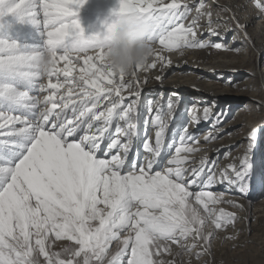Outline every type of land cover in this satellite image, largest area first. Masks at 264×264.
<instances>
[{"label": "snow or ice", "instance_id": "6c2138e0", "mask_svg": "<svg viewBox=\"0 0 264 264\" xmlns=\"http://www.w3.org/2000/svg\"><path fill=\"white\" fill-rule=\"evenodd\" d=\"M86 3L0 0V33H4L0 37V264H41L40 256L46 264H164L156 257L161 249L170 251L167 241L187 252L199 245L197 258L211 255L216 233L205 232L206 224L221 230L236 216L214 207L224 201L210 189L226 182L246 192L256 168L251 142L257 131L250 134L240 168L229 166L231 174L227 169L217 174L206 158L196 167H187L191 154L206 150L193 146L200 141L183 123L167 136L168 120L175 115L171 101L167 112L148 105L155 114L144 122L147 131L142 137L137 116L140 93L125 104L121 92L131 82L126 84L123 76L117 81L103 62L105 42L115 25L105 23L102 31L86 35L77 18ZM254 5L264 14V0H254ZM207 7L202 0L187 25L184 20L191 9L182 0H119L112 14L143 19L148 26L145 38L151 44L158 41L168 52L211 48L239 53L240 49L199 38L196 29L203 18L209 34L220 35ZM219 7L221 12H231ZM230 20L244 42L252 44L247 26L234 13ZM13 21L36 27L39 40L20 44L10 39ZM89 52L95 55L80 56ZM46 55L50 59L42 66ZM154 56L148 68L166 59L159 52ZM81 58L85 67L74 84L68 79L71 67L56 66L59 61L72 65L73 59ZM54 71L64 72L67 98L55 101V92L43 99L31 95L64 87L40 83ZM74 87L79 88V102L72 98ZM102 98L108 101L103 110ZM256 104L262 107L259 101ZM211 113L205 107L200 115L193 106L190 122L209 120ZM215 124H222L220 116ZM152 129L154 137L148 135ZM215 138L208 135L204 141ZM141 143L147 156L137 151L136 158L129 159L133 146L139 149ZM192 200L203 207L204 215ZM50 236L74 241L76 247L50 252ZM189 238L193 243L185 247L181 242ZM113 241L119 244L114 253L110 252Z\"/></svg>", "mask_w": 264, "mask_h": 264}, {"label": "rangeland", "instance_id": "374dc122", "mask_svg": "<svg viewBox=\"0 0 264 264\" xmlns=\"http://www.w3.org/2000/svg\"><path fill=\"white\" fill-rule=\"evenodd\" d=\"M215 1H219V0H215ZM220 1L222 3H225L230 0H220ZM236 1L239 8L243 6V8H241L242 11L239 12L240 23L244 22V20L247 19L250 14H255L256 17H258V19L251 26L247 27L248 36L252 35L251 33H253V38L251 39L252 44H246L245 42H243L241 40L243 39V34L239 33L238 31H234L231 34H226V35L220 33V35L218 36H212L209 33L201 34L202 31H200L199 29H201V27L204 26H199L200 28L198 27L199 29L196 30L197 31L199 30L198 31L199 38L205 41L220 42L226 44L229 48H231V45L235 43V41L239 43V45L235 46V48L233 49H240L239 53H241L245 57V60L248 63L250 62L249 67L250 69H252L251 72H254V75L252 76V81L254 82L255 86H253L252 90L249 91V95L254 96L258 100L260 97V90H262V86H261L262 80L260 76L262 75L263 56H264V37L262 36V32L264 30L263 28L264 16H261L262 13L255 7L254 0H236ZM91 2L92 0L89 1L87 0V3L84 4L83 8L86 10L87 6L90 7L92 5ZM95 2L98 8L101 7L107 10L111 9V8L108 9V7H110L109 5L110 3H106V0H99V1L95 0ZM163 2L171 3V0H163ZM201 2L202 0H182V3H188V6L191 9L190 14L184 20L185 25L188 23L190 18L194 14H196V8L201 4ZM203 3L208 6L206 10H211L212 17L219 19H229L227 20L228 23L223 22V27L225 28H221L222 31H225L227 33L228 28L232 26H233L232 28L235 29V24L230 20V16H228L227 18L224 12H220L218 11V9L209 8L212 5L211 0H203ZM222 6L224 7V5ZM116 18L117 17L115 15L109 16L100 13L99 17H95L93 19L87 20V24L84 21H81L80 18L79 21L82 27H84L82 22H84L87 25L88 30L86 32V35H88L95 33L97 31H102L103 25L105 23H109V21L110 23H112ZM204 19L206 18L199 20V22L200 21L203 22ZM217 25L218 24H214L213 26L216 28V30H219L220 25L218 26ZM226 26H228L227 29ZM153 45L156 49V52H159L163 57H166V59L163 61L162 66H160L162 64V61H156V66H155V67H160L159 72H162L163 75L162 83H164V81L171 80V77H173V75L171 76L170 73L165 75V73L167 72L166 70L163 71V69L169 67L170 63L166 62L167 58L173 57L174 60L172 61H175L177 59L176 58L177 53L181 54V55L179 54L180 57L186 56L185 58H187L188 56L187 54L189 53L195 54L197 52L195 56L191 54L189 58H193L195 61H198L197 63H201V65H199L200 68L205 67L204 65L202 66V63H208L210 62L209 60L221 57V53H223V51H217L211 48H206V49L184 48L183 50H180L181 52L179 51L168 52L164 50L163 46L160 45L158 41L155 42ZM252 48L257 49L259 51L256 57L252 56L254 55V53L250 51L252 50ZM201 53L205 55L206 60L202 59L203 55ZM94 54H95L94 52H90L87 54L81 53L80 55L81 57H83L84 55H94ZM154 58L155 56L152 59ZM75 60L77 62L76 61L72 62L75 63L74 64L75 69H79V67L81 68L85 67L84 64L83 65L81 63L78 64L79 60L77 59ZM153 69L154 68L146 69V67L141 69H136L135 75L131 74L130 76L124 77L125 83L127 84L128 82H131V86L123 89L121 92L125 94V96L127 97L133 96L131 100L124 102L125 104H128L133 99H136L135 96L136 92L140 93L139 96L140 108L138 109L137 116L141 128L140 134L142 137L145 135V132L147 131L144 122L150 120L155 114L154 112L148 111V105L151 104L153 109L159 106L161 107V110L163 112H167V105L170 101L175 104V115L170 120H168L167 136L170 137L172 132L177 131L181 126V124L183 123L189 128V130L195 131L191 133L200 141L199 145H193L195 147H200L201 149L203 148L201 147V144L202 142H204V140H202L205 137L204 135L207 134V133L205 134L203 133L206 130L212 134L214 133V135L212 136H215L216 138L218 136V134L216 133L220 131L219 135H221V140H223V144L225 143V138L228 137V135H230L232 138L234 135L235 136L238 135L241 132V130H243L242 132L248 130L247 135H249V137L254 129L257 131V137L255 141L251 142L252 143L251 159L252 162L256 165V168L251 179L248 181V187L246 192H241L239 188L236 186L233 187L227 186L226 188L228 189V191L231 192V194L228 195L229 198H225L224 199L225 201L223 200L224 201L223 203L214 206L217 209L222 208L226 212L234 213L236 216L235 222L231 225L226 226L221 230H215L211 223H208L205 226L204 229L205 232L215 231L216 233L215 239L212 241V248H211L212 256L202 255L199 258H197L196 253L200 251L199 245L196 248H194L191 252H187L179 244H173L170 241H167L164 243L170 248V251H164L163 249H161L160 255L156 258L162 260L164 264H209V263L210 264H264V212H263L264 207L262 208V205H260V200L264 199V119H262L261 117L262 115L260 113V110L256 107L257 116L253 118L254 120L252 123H250V125H246L247 120H243L242 121L243 125L239 126L237 128L238 130L233 129L231 127H228V125H230L232 122L235 121L236 114L238 113L237 108L240 105L236 107L234 104H232V102H236V100L238 99H244L243 96L236 95L237 92L235 90V87L232 88L234 89V92L221 93L220 95H217L218 92L216 91L209 90V87H206L205 85L198 86L190 83H187V85L191 87H185V90H182L180 88H175L176 90L174 91L172 90L163 91L162 88H160L159 86H157L156 90L154 87H151L150 91H143V89L141 90L140 86L142 84L139 78L142 77L144 74H148V72H150V70ZM59 72L61 71H57V74H59ZM184 72L190 73L192 72V69L188 68V70L186 69ZM232 79L233 77H230V79L222 78V81L223 83L226 84L228 80L231 81ZM58 80H59L58 81L59 84L65 83L63 79L59 78ZM116 80L117 81L119 80V76L117 75H116ZM42 82L44 83V79L42 80ZM178 82L185 84L183 81L181 82V80H176L174 83H172V85L176 86ZM75 89L77 90V88ZM195 92L201 93L202 95H205L209 98L204 96H202V98H200L199 96H195ZM238 93L240 92L238 91ZM220 96L226 98L224 99L219 98ZM102 100L100 101V105L104 108L105 107L104 105L106 103L108 104V101L107 100L102 101ZM193 106L196 107L200 115L203 114V109L205 107H210L212 109L211 118L206 121L201 120L200 123L198 124L191 123L190 112L193 109ZM103 108H101V110H103ZM221 113H223V115H221ZM12 114L15 115L18 113H12ZM177 116L180 117V120H177ZM217 116H220V119L222 120V124L220 125L215 124V118ZM121 124H123V121H121ZM148 135L154 137V129L148 131ZM225 135L226 137H224ZM226 139H230V138H226ZM177 141H178V137H177ZM213 141L214 140L212 139L205 143L210 144V142ZM249 145H250V139L245 141L244 143H239L238 145L235 146V148L230 149L229 151L225 152L223 156L220 157L215 155L213 156L209 155L207 152L204 151H197L190 155V160L189 163L187 164V167L188 168L196 167L202 158H206L208 161L213 162L210 166L213 167L214 171L217 174H219L222 170L225 169H227L229 171V174H231V169L229 168V166L235 165L237 168L241 166V160L245 155V153L248 151ZM142 147H143L142 143L140 144L139 149H137V147L134 145L132 151L129 154V159L136 158L137 151L138 150L143 151ZM141 154H143L144 157L147 156V154L144 152H141ZM217 185L218 184H216L213 188L210 189L214 195L220 193L215 191V189L218 188ZM224 190L225 189H223V192ZM221 194L222 193H220V195ZM228 201H231L232 203L230 204L228 203ZM191 203L193 207L199 209L200 213L204 215V209L201 205L196 203L194 200H192ZM259 205L261 208L260 207L257 208ZM210 207L213 206L210 205ZM34 240L35 237H33V243ZM48 243L51 245L50 248L48 249L50 252H61L62 249L66 247H76L74 241H69L67 239H62L57 241L55 240L54 236H50ZM181 243L184 244L185 247H187L190 246L193 243V241L191 238H189L187 241H182ZM200 243L202 244L203 242ZM118 246H119L118 242L113 241L110 247V252L114 253L118 249ZM188 255L190 256L194 255L193 258L195 259H190ZM39 259L41 261V264H46V261L44 260L43 256H40Z\"/></svg>", "mask_w": 264, "mask_h": 264}, {"label": "bare ground", "instance_id": "6f19581e", "mask_svg": "<svg viewBox=\"0 0 264 264\" xmlns=\"http://www.w3.org/2000/svg\"><path fill=\"white\" fill-rule=\"evenodd\" d=\"M96 1H99V0H96ZM91 3H92V5L90 4L91 5L90 7L87 6L86 10L82 7L79 9V12H78L77 18L78 19L80 18V20L84 21L86 24H87V20L93 19L95 17H99L100 13L103 15L106 14L109 16H113V14H111L112 10L118 7L119 0H106V3H110L109 4L110 7H108V9L111 8L110 10L103 9L101 7L98 8L96 6L97 4H96L95 0H92ZM98 4H99V2H98ZM211 4L212 5L209 8L218 9V11H220L219 6L224 5V7H227L231 10L230 13H225L226 17L228 18V16H231V14L234 13L235 17L239 20V17H240L239 12L242 11L241 8H243V6L239 8L236 0H230V1H227L225 3H222L220 0L219 1L211 0ZM100 5H101V3H100ZM105 7H107V6H105ZM195 15L196 14H194L190 18V20L188 21L187 24L191 23V21ZM261 16H264V15L262 14ZM39 18L41 20L43 19V10L42 9L40 10ZM257 19H258V17H256L255 14H250L249 17L244 20V22H241V24L249 27ZM205 20L206 19H204L203 22H201V21L198 22L199 26H204V27H201V29H199L200 27L197 28L200 31H202L201 34L202 33H209V29L207 27V20L206 21ZM212 20L215 22L214 24L220 25L219 30H217L219 33L226 35V34H231L235 31V29L232 28L233 27L232 25H234V24L231 25L232 27L228 28L227 33L225 31H222L221 28H225V27H223V22L226 20H229V19H219V18L212 17ZM84 22H82V24L84 25L83 28H84L85 34H86L88 29H87V25ZM109 23H110V21H109ZM98 25H99V23H98ZM228 26H226V29ZM251 34L252 35H250L249 37H251V39H252L253 33H251ZM3 35H4V33H0V37H2ZM262 36L264 37V30L262 32ZM9 38L16 40L17 43L23 44V43H32L33 41H38L39 35H38L37 28L34 27L33 25H31L29 23H18V22L13 21V29L9 33ZM241 40L244 42V37ZM238 45H239V43H237L235 41V43H233L231 45V48L233 49V48H235V46H238ZM250 51H252L254 53V55H252L254 57H256L257 54L259 53V51L257 49H253V48ZM179 52H181V51H179ZM179 54L180 53H177V56H176L177 59L175 61H172V60H174L173 57L167 58V60H170L172 63L169 64V67H166L163 69V71L166 70V72H167V73H165V75H167L168 73H170L171 76L173 75V77H171V80H167V81H164V83H162V76L163 75H162V72H159L160 67H155L153 70H150V72H148V74H144L142 77L139 78L141 81V84H142L140 86L141 87L140 89L141 90L143 89V91H150L151 87H154L156 90L157 86H159L160 88H162L163 91H168V90L174 91V90H176L175 88H180L182 90H185V87H191V86L187 85V83H190V84H195L198 86L205 85L206 87H209V90L216 91V92H218L217 95H220L221 93L234 92V89H232V88L235 87V90L237 92L236 95L237 96H243L244 99H238V100H236V102H232V104H234L236 107H238L239 105L240 106L237 108L238 113L236 114L235 121L232 122L230 125H228V127H231L233 129H237L239 126L243 125V122H242L243 120H247L246 125H250V123H252L254 120L253 118H255V116H257L256 101H259L260 104L262 105V107H259L258 109L260 110V113L262 115L261 116L262 119H264V56H263L262 75L260 76V78L262 80V84H261L262 90H260V97L257 100L254 96L249 95V91H251L252 87L255 86L254 82L252 81V76L254 75V72H251L252 69H250V67H249L250 62L248 63L245 60V57L241 53H236L234 51H223V53H221V57L209 60L210 62H208V63H202V66L203 65L205 66L204 68L199 67V65H201V63H197L198 61H195L193 58H189V56L191 54L195 56V54H197V52L195 54L194 53L187 54L188 55L187 58H185L186 56L180 57L181 54L180 55ZM202 55H203L202 59L206 60L205 55L204 54H202ZM154 60H155V58L152 59L148 65L152 64ZM167 60H166V62H167ZM73 61L75 62L76 60L73 59ZM79 63H81L83 65V59H79L78 64ZM74 64L75 63H72V65H67L65 61H59L57 66H56L57 69H59V70L65 69L66 66L71 67L72 71H71V74L68 77V79L72 80V81L74 79L73 83H75L78 80L79 76L82 74L81 73L82 68L79 67V69H75ZM162 65H163V61H162V64L160 66H162ZM77 66H79V65H77ZM147 68L148 67L146 66V69ZM188 68H191L192 72H190V73L184 72L186 69L188 70ZM230 77H233V79L231 81L228 80V82H229V83L227 82L228 84L223 83L222 78L230 79ZM59 78L64 80V82H65L63 84L64 87L59 88L58 90L57 89H49L48 92H46V93L33 92V93H31V95H39L40 98L43 99L44 95H51L53 92H55V96L53 97V99L55 101H60L61 97H64L66 99L67 98V91H68V84L66 82L65 75H64L63 71L59 72V74H57V71H54V73L50 79L47 76H45L41 79L40 82L43 83L42 80L44 79V83H43L44 85H48L49 83H58ZM176 80H181V82L183 81L185 84L178 82L176 84V86H173L172 83H174ZM171 88H173V89H171ZM238 91L240 93H238ZM121 94L124 97V102L131 100V98L133 97V96L127 97V96H125V94H123V93H121ZM195 96H199L200 98H202V96L207 97V96L202 95L201 93H197V92H195ZM72 98L74 100H76L77 102H79V98H80L79 88H77V90H76L74 87ZM207 98H209V97H207ZM219 98H223V96H220ZM224 98H226V97H224ZM102 101H105V99H103ZM106 104L104 106H106ZM101 108H103V107L101 106ZM10 114H12V113H10ZM189 131L195 132V131H191V130H189ZM242 131L243 130H241V132L238 135H236V136L234 135L232 138L230 135H228V137H226V135H225L224 137L230 138V139L225 138L224 144H223V140H221V135H219L220 131H218L216 133V134H218V136H217V138L213 139L214 140L213 142H210V144H207L204 141V142H202L201 147H203L202 149L206 150L204 152H207L209 155H212V156L215 155V156H219V157L223 156V154L225 152L229 151L230 149L235 148V146L238 145L239 143H244L245 141L249 140V135H247L248 130H245V132H242ZM203 133L204 134L207 133L204 136L214 135V133L212 134V133L208 132L207 130L204 131ZM202 140H204V138ZM203 143H205V144H203ZM138 151L140 153L144 152V150L143 151L138 150ZM238 168H240V167H238ZM217 184H218L217 185L218 190L215 189V191L222 193L221 194L223 197L222 200H224L225 198H229L228 195L231 194V192L228 191V189L226 188L228 186L227 183L225 182V183H217ZM230 187H233V186H230ZM223 189H225L224 192H223ZM260 205H262V208L264 207V199L260 200ZM260 205L257 208H259ZM263 212H264V210H263ZM193 256L188 255V257L190 259H195V258H193ZM207 260H208V258H207Z\"/></svg>", "mask_w": 264, "mask_h": 264}, {"label": "clouds", "instance_id": "9594fccd", "mask_svg": "<svg viewBox=\"0 0 264 264\" xmlns=\"http://www.w3.org/2000/svg\"><path fill=\"white\" fill-rule=\"evenodd\" d=\"M115 27L108 34L103 50V62L117 76H129L140 67H146L156 53V49L145 37L147 23L136 15L117 17ZM50 57L46 55L42 66Z\"/></svg>", "mask_w": 264, "mask_h": 264}]
</instances>
